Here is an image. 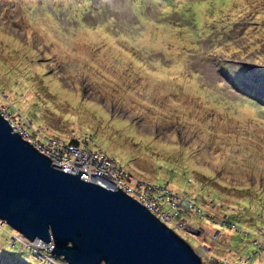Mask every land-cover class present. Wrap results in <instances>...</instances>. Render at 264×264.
<instances>
[{"label": "rangeland", "instance_id": "obj_1", "mask_svg": "<svg viewBox=\"0 0 264 264\" xmlns=\"http://www.w3.org/2000/svg\"><path fill=\"white\" fill-rule=\"evenodd\" d=\"M213 1L0 0V90L34 128L89 137L171 192L203 263L264 264L255 218L227 239L213 223L225 206L264 205V0L216 3L235 6L230 21L197 26L191 6ZM13 233L0 224V264H68Z\"/></svg>", "mask_w": 264, "mask_h": 264}, {"label": "water", "instance_id": "obj_2", "mask_svg": "<svg viewBox=\"0 0 264 264\" xmlns=\"http://www.w3.org/2000/svg\"><path fill=\"white\" fill-rule=\"evenodd\" d=\"M55 165L0 113V219L31 243L68 264H205L132 195Z\"/></svg>", "mask_w": 264, "mask_h": 264}, {"label": "built area", "instance_id": "obj_3", "mask_svg": "<svg viewBox=\"0 0 264 264\" xmlns=\"http://www.w3.org/2000/svg\"><path fill=\"white\" fill-rule=\"evenodd\" d=\"M3 97V93H0ZM7 104V105H6ZM9 101L0 104V113L9 120L13 129L29 140L38 150L47 155L52 162L60 164L56 166L71 173L81 171V177L86 180L99 182L110 188H121L126 193L134 196L151 211L157 214L165 222L174 220L181 207H177L171 192L166 189H159L153 183L139 181L122 166L117 167V161L101 149H89L86 146L73 145L65 138L58 135H44L42 129L31 128V122L26 120L16 109L13 113L8 110ZM18 115V117H16ZM83 144V143H82ZM87 171V172H86ZM153 184V185H151ZM155 185V186H154ZM170 202L175 211H165L163 204ZM191 205V203H188ZM191 207V206H189ZM175 225L184 226V221Z\"/></svg>", "mask_w": 264, "mask_h": 264}, {"label": "trees", "instance_id": "obj_4", "mask_svg": "<svg viewBox=\"0 0 264 264\" xmlns=\"http://www.w3.org/2000/svg\"><path fill=\"white\" fill-rule=\"evenodd\" d=\"M227 1L228 0H216V1H213V2L208 3L206 5L201 4V3L193 4L191 6L190 11H192L193 6H197V7H200V9L201 8L204 9V10L201 9V13H202V15L205 16V19L203 18V19H201V21H199V17L198 16L196 17L194 15V14H197V13L193 9V13L192 14H193V19L195 20L196 25L197 26L201 25V27H204L202 25V22L205 23L207 21L206 18L208 20H216L218 22H223V20H225V19H226L225 21H230L231 17L233 16L230 12L236 11L235 6L234 7H230L231 11H228V12L224 11L223 7H219V8L216 7V3H219V2L224 3V2H227ZM210 6H213V9H209ZM214 7L216 9H214ZM222 13H224V15H220ZM227 19H229V20H227ZM255 56H256L257 59L260 58L264 62V51H260V52L257 51ZM261 70H262V73L264 74V66L261 68ZM30 88H28V89H30ZM250 92H253V90H250ZM0 93H3V97L2 98L5 101H9V108H8L9 111L15 113L16 109H17L20 112V115H22V117H25V115L21 112V110L19 108H16V106L12 103V101L9 99L8 95L3 90H0ZM29 121L31 122L30 119H29ZM31 128H34L32 126V122H31ZM39 128L43 129L42 127H39ZM35 129H38V128H35ZM41 131L43 132L44 135H57L55 133L54 134H48V133L44 132L43 130H41ZM89 139H90L89 137L77 136V137L69 138L68 141L71 142L73 145H76V146H86L87 147V145L89 143ZM217 197L218 196H216L213 199H217ZM254 200L256 201V202L253 203L254 206L253 205L252 206H247L249 208L248 213H244L241 209H238V208H236V210H234L235 208L227 209V207L225 206L224 208H221V210L223 209L222 210L224 212L223 214H225V216H223V219L220 217L219 214L214 216V217H217L219 219L221 218V220H223V223L218 222V220L213 222V223L214 224L216 223V224H218V226H220L221 233H222V235H223V237L225 239H227L230 236L228 231H232L233 230V231L239 232L238 231V227H237L239 225L237 223H240L241 219H243V216L245 217L246 214H248L249 216H252L253 218L256 219V221L254 223H252V226L256 225L257 228L264 229V205L260 204V203H257V202H259V199H254ZM218 226H216V227H218ZM245 229H247V228H245ZM223 230H226V231L223 232ZM260 231L262 232V230H260ZM243 232L246 233V231H243L241 229L239 233H243ZM257 245L259 247H263L264 246V245H261L260 243H257Z\"/></svg>", "mask_w": 264, "mask_h": 264}, {"label": "clouds", "instance_id": "obj_5", "mask_svg": "<svg viewBox=\"0 0 264 264\" xmlns=\"http://www.w3.org/2000/svg\"><path fill=\"white\" fill-rule=\"evenodd\" d=\"M106 152V151H105ZM124 168V167H123ZM124 169H126V168H124ZM129 173H131L133 176H134V174H133V172H131L130 170H128V169H126ZM86 180V179H85ZM159 185V184H158ZM167 186V185H166ZM174 193V192H173ZM130 195V194H129ZM134 197V196H133ZM137 199V198H136ZM188 203H191V205H194L191 201H189ZM166 204H171L170 202H167V203H164L163 204V208H164V210L165 211H169V212H174L175 211V209H173V207H172V209H173V211H171V210H169V209H166V207H165V205ZM146 206V205H145ZM191 207H193V206H191ZM194 207H195V205H194ZM198 207V206H197ZM197 207H195V208H197ZM193 210V209H192ZM199 211H202V210H199ZM183 212H187L186 210H184V209H180L179 210V212H178V214L174 217V220L172 221V222H169V223H167L169 226H171L170 225V223H172L173 225L171 226L174 230H176V227H179V228H181V229H183V230H185V231H187L190 235H193V236H195L194 235V233L193 232H190L189 230H192L194 227L193 226H190L189 224H187L186 222H184V226H178V225H175V223H174V221H176L177 219H182V213ZM183 221H185V219H183ZM0 224L2 225V226H4V224H5V222H2L1 221V219H0ZM15 230V229H14ZM177 231V230H176ZM195 231H196V229H195ZM178 232V231H177ZM179 233V232H178ZM180 234V233H179ZM13 235V237H16V235H17V237L15 238V241H17V240H20L23 244H27V243H29V245H30V247L31 248H33V245H35V246H37V247H44L43 245H38V244H33V243H31L29 240H27L26 238H24L18 231H17V233H16V235H14V233L12 234ZM181 235V234H180ZM183 236V235H182ZM184 238H185V236H183ZM33 249H35V248H33ZM44 249H46L45 247H44ZM36 251V250H35ZM37 252L38 253H40V250L38 249L37 250ZM37 253V254H38ZM39 256L42 258V259H44L47 255H41V254H39ZM49 257V256H48ZM49 259L51 260V261H53L54 262V260L51 258V257H49ZM224 260V261H223ZM223 260H219V264H231V263H229V262H227V260H225V259H223ZM226 261V262H225Z\"/></svg>", "mask_w": 264, "mask_h": 264}]
</instances>
